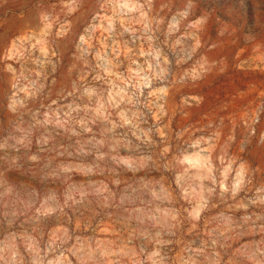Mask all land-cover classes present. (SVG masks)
Wrapping results in <instances>:
<instances>
[{
	"label": "clouds",
	"instance_id": "clouds-1",
	"mask_svg": "<svg viewBox=\"0 0 264 264\" xmlns=\"http://www.w3.org/2000/svg\"><path fill=\"white\" fill-rule=\"evenodd\" d=\"M17 15L0 24V264H264V24L206 0Z\"/></svg>",
	"mask_w": 264,
	"mask_h": 264
},
{
	"label": "rangeland",
	"instance_id": "rangeland-1",
	"mask_svg": "<svg viewBox=\"0 0 264 264\" xmlns=\"http://www.w3.org/2000/svg\"><path fill=\"white\" fill-rule=\"evenodd\" d=\"M25 2L26 0H12L9 5L8 0H0V24L5 28L15 29L22 23L17 13L24 8ZM9 6L13 11H5ZM206 6L222 20L237 25H242L245 22L250 23L254 17L258 22L264 24V0H255V10L251 0H244V6L241 5V0H206ZM219 90V87H214L211 92L214 95Z\"/></svg>",
	"mask_w": 264,
	"mask_h": 264
}]
</instances>
